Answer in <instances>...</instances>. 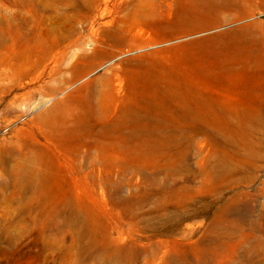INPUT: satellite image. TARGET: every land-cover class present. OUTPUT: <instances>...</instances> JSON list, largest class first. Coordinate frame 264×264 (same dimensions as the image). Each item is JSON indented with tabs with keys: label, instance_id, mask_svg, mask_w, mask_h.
Listing matches in <instances>:
<instances>
[{
	"label": "rangeland",
	"instance_id": "rangeland-1",
	"mask_svg": "<svg viewBox=\"0 0 264 264\" xmlns=\"http://www.w3.org/2000/svg\"><path fill=\"white\" fill-rule=\"evenodd\" d=\"M177 2L0 0V264H100L98 255L81 261L75 255L91 239V228L101 247L111 246L110 232L116 236L123 230L117 244L131 248L135 262L159 239L171 240L167 256L184 250L192 257L196 241L209 238L206 232L218 213L239 234L252 235L235 260L248 262L245 252L251 249L264 261V49L243 43L220 50L209 38L192 47H174L192 35L209 36L252 19L261 24L264 15L166 38L133 18L137 9L155 16L175 11ZM139 27L141 35L120 34ZM247 53L257 54L258 62L244 66ZM90 82L91 108L100 110L113 86L118 103L129 111L120 117L124 126L118 135L113 112L91 111V150L82 156L87 154L84 146L75 157L74 137L45 142L47 120L68 107L76 118L87 116ZM237 100L241 111H230ZM214 107L220 111L197 114ZM184 109L208 118L174 119L182 115L172 110ZM74 124L80 132L87 130L81 122L68 130ZM25 154H35L43 167L42 188L10 174ZM60 155L72 156V161L62 163ZM188 176L194 186L204 176L203 191L190 188ZM153 179L157 184L152 187L147 182ZM121 180L122 194L139 200L151 189L177 181L172 189H157V195L144 198L136 210L176 212L172 221L153 220L163 228L172 225L169 235L142 230L138 217L116 205L114 187ZM65 200L76 207L80 220L76 231L61 224L60 235L55 210ZM178 214L188 216L180 221Z\"/></svg>",
	"mask_w": 264,
	"mask_h": 264
},
{
	"label": "bare ground",
	"instance_id": "bare-ground-1",
	"mask_svg": "<svg viewBox=\"0 0 264 264\" xmlns=\"http://www.w3.org/2000/svg\"><path fill=\"white\" fill-rule=\"evenodd\" d=\"M256 13L260 15H264V0H178L175 11H171L169 13H165V14L162 13V14H158V16H155L150 11L144 12L143 10L137 9L132 14H133V18H135L138 21V24L144 23L146 25H149L150 27H154L160 37L166 38L169 35L175 37L178 36L184 37L186 35L189 36L195 32H199L201 30L211 28L223 22L231 21L234 20L235 18H247ZM259 23H260L259 21L252 19L247 21L246 23L240 24L235 29L233 28L231 30H225L223 32H218V33L215 32L213 34H209V36L203 37V36L194 35L196 37H192L193 36L192 35L190 36L189 39L183 41L182 44L174 47H182V46L192 47L194 45H199L201 43H204L205 39L209 38L213 41H216L215 42L216 47L217 49L220 50H223L225 47L230 45L239 48L243 43H247L252 48L264 49V20L261 22V24ZM143 32H144L143 28L139 27L138 30L136 31L123 29L120 34L122 37L125 38L127 35H131V36L141 35L143 34ZM149 40L154 41L153 38ZM147 43L149 46L152 45L149 43V41ZM258 59L259 56L257 54L255 56L252 53H247V55L242 60V64L245 66L252 64L254 62L257 63ZM259 62L261 63V61ZM228 81H230V78ZM89 87H90V92L88 96L90 98L87 99L88 100L86 105L88 111L87 116H78L76 118L75 117L76 115L71 111L72 107H68L66 110L56 112L53 117L47 120L48 131L45 133V137H44L45 142L49 143L52 141H58L64 139L67 136H72L75 138V141L77 143V148L74 153L75 157L82 154L81 152L84 146L87 148L86 149L87 154H83L82 156L87 157L89 154V149L91 150V111L94 114L99 111L113 112L116 116L115 118L116 122L114 123V128H113V132L115 135L120 134V131L123 129L124 126L123 119H120V117L124 113H126V111H129L128 106L126 104L122 105L118 103L120 97H118L115 94L113 86H111V90H110V95H111L110 99H107L106 101L102 102L99 105L100 110L93 105L91 108V82ZM228 87L230 86H227L226 90H228V92H232V90H229ZM257 88L259 89L258 86ZM247 89L249 90V88ZM254 89L255 88H253V90ZM253 90L250 91L251 94L253 93L252 92ZM195 92H192V94H197V95L200 94V91L198 92L195 91ZM240 103L241 101L237 100L235 102L237 107H235V109L234 108L231 109L230 111L232 112L241 111L240 108H238ZM217 105L220 104H213L212 106L217 107ZM260 105L262 104L260 103ZM216 107H214V109L212 110L198 111L199 113L197 114H207L209 113V111L219 112L220 111L219 108ZM172 112L181 113V115L183 116V117L178 116L175 117L174 119L190 118L194 120V119H202L204 117L208 118L207 116H196L191 114L190 113L191 109H184L182 111L172 110ZM74 122L76 124L77 122L79 123L81 122V125L87 128V130L80 132L75 127V124L73 125V128H71V130H68L67 127ZM34 155L33 154H31L30 156H27L26 154L22 155L21 159L13 166V168L9 170V172L16 179L24 178V180L28 183V186L36 184L38 187L42 188L44 184L41 180V177L42 175H44L45 171L42 172L43 167L41 168L40 166L41 164L38 165ZM59 159L62 163H67V162L69 163L70 161H72V156L68 157V156L60 155ZM206 181H207L206 178H204L203 176L200 185L194 186V180L191 176H188L186 179V182L188 183L187 185L190 188L197 189L198 191H203ZM175 183H177V181L169 182L167 185H164L163 187L160 186L157 189L159 190V193L164 192V189L166 190L172 189ZM147 184L153 187L157 184V180L156 179L150 180L147 182ZM123 187H124V181L122 180L116 181L114 190L116 191L117 189L119 193L118 197H116L118 198L116 205L123 207L124 210H126L127 212L129 211L128 213L131 217L133 218L135 216L138 217V223L141 224L140 228L142 230L152 231L155 233H164L165 235H169V233L171 232L172 225H168L167 227L163 228L160 227L159 224L155 223V221L153 220L154 218L159 217L160 219L164 218L165 221H172L173 219L172 217L173 215L176 214V212L170 211L173 213V215L169 214V211L164 212L162 214L159 211L155 212L154 210L136 212V210L139 209L140 206L142 207L141 204L144 198L147 199L151 195H157L158 193L156 192L157 189L156 190L151 189L149 192H147L144 195L142 199L139 200V199H135L136 197L134 194H131L129 196H124L122 194ZM218 209H220V207H218ZM153 213H155V215H153ZM159 213L162 216L159 215ZM55 214H57L55 223L59 226L58 228H56L55 231L57 234L60 235H62L64 231V228H60L61 224L63 226L75 229L76 224L79 223L80 220V214L77 211L76 207L70 201L67 200L63 201L61 206L55 210ZM197 214H199V212ZM178 216L181 217L180 218L181 221L184 217L188 215L186 214L185 216L178 214ZM223 222H225L226 225L225 224L223 225ZM90 231H91V239L87 243L80 245L79 252L75 254L78 257V261H81V259L86 257H91L92 259L98 255L99 257H101L102 260L100 264H264V261L260 257V253L254 252L251 249L245 252V257L247 258L248 262L240 263L237 260H235L234 257L236 256L237 250L243 248L245 241L252 235L242 234V233L239 234L238 232L239 230L236 231L234 229V226L229 220L223 219L222 213L216 214L215 217L213 218V221L208 231L206 232L207 234L206 236L209 238L206 240L196 241L194 247L195 251L192 252V257H189L184 250L176 254H170L169 256H167V246L171 240L159 239L154 241V243L151 244V246H149L146 250L142 251L140 253L139 261L135 262L133 261L132 258L133 253L131 251V248L121 247L117 244V242H119L123 238L124 235L123 230L118 229L116 236H112V232H110V234L107 236L108 242L109 244H111V246L109 247L106 246L101 247L97 245L95 241V236H96L95 229L91 228ZM80 234L81 236H83L85 234V231L82 229ZM181 239L182 240L187 239V235H182ZM249 248H251V246H249ZM229 253L230 255H228ZM124 255L125 258L123 259L122 257ZM77 263L79 264L80 262Z\"/></svg>",
	"mask_w": 264,
	"mask_h": 264
}]
</instances>
